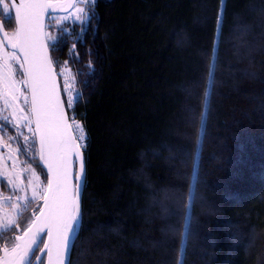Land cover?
I'll list each match as a JSON object with an SVG mask.
<instances>
[{
    "label": "trees",
    "instance_id": "1",
    "mask_svg": "<svg viewBox=\"0 0 264 264\" xmlns=\"http://www.w3.org/2000/svg\"><path fill=\"white\" fill-rule=\"evenodd\" d=\"M89 9L45 23L87 136L70 264H264V0ZM33 139L21 158L45 179Z\"/></svg>",
    "mask_w": 264,
    "mask_h": 264
},
{
    "label": "snow or ice",
    "instance_id": "2",
    "mask_svg": "<svg viewBox=\"0 0 264 264\" xmlns=\"http://www.w3.org/2000/svg\"><path fill=\"white\" fill-rule=\"evenodd\" d=\"M94 4L95 0H67V3L62 0H19V3H16V0H10V2L0 0V13L5 18H13L17 24V28L11 36L7 31H4V39L0 40V51H2V55H0V101L3 102V108H0V133L6 134V129L10 125L17 128L18 134L22 135L18 129L21 119L27 126L31 125L32 120L27 116L17 119L15 123L11 118L16 116V108H19L20 112L24 111V108L17 104L20 96H25V105L29 103L27 96L17 87V84L26 85L31 91L30 111L35 117L36 123L33 138L36 132L40 134L39 166L47 179V185H42L39 176L36 175L35 170H32L36 183L33 185L29 180L30 195H19L15 200L11 196L0 195V240L3 241V244L0 245L3 257L0 259L3 260V264H31V256L36 251L44 252L45 250H48V264H64L65 255L69 250V241L78 230L80 223L78 201L69 197L66 186L68 174L66 146L71 137H66L64 132L69 125L64 120L59 98L56 97L53 101L48 88L51 60L46 55H41L46 42H51V46L55 48L61 42L62 37L43 33V38H41L42 18L45 13H49V10L74 9L75 11L69 15L54 18L55 24L61 26L64 21L69 19L83 24L91 19L89 5L94 6ZM0 31H3L2 24H0ZM66 31L67 29L61 28L62 33ZM6 42L14 51H3ZM74 49L75 45L69 50L70 55H74ZM15 50L23 53L24 63H20V57ZM13 63L19 64V68L22 70L21 76H27V79L20 81L13 79ZM25 63L28 65L26 69ZM90 66L91 62H89ZM66 71L67 69H62L61 74ZM211 76L212 67L210 66L209 77L211 78ZM207 94L205 92L206 96ZM78 96L79 94H77ZM73 102L72 98L68 100L69 107ZM8 108H13L11 117L2 114ZM56 110L59 111L58 116L55 115ZM76 127L80 130L77 139L84 140L82 126L76 124ZM29 131H33L31 127H29ZM8 139L13 140L16 137H8ZM23 139L27 145L29 137L24 136ZM72 144L74 146L75 141H72ZM45 149L48 151V158H45ZM29 150L28 147L24 149L25 153ZM33 158L35 159V157ZM22 171H27V169H22ZM83 172L81 158L80 171L76 176L77 190L81 186ZM3 178H7V183L13 192L23 191L21 184L16 183L7 170H0V182ZM41 201L43 204L39 206ZM5 204L10 206L11 212L4 207ZM33 204L38 207L32 211V218H26L24 214L29 212ZM37 211L40 213L39 216L36 215ZM17 230L21 234L14 235L10 239L6 238L7 233H15ZM41 233H45L49 241L53 240L55 234L57 241L55 261L51 256L50 244L45 243L43 249L39 247V244L43 243ZM35 258L40 259L38 256Z\"/></svg>",
    "mask_w": 264,
    "mask_h": 264
},
{
    "label": "rangeland",
    "instance_id": "3",
    "mask_svg": "<svg viewBox=\"0 0 264 264\" xmlns=\"http://www.w3.org/2000/svg\"><path fill=\"white\" fill-rule=\"evenodd\" d=\"M6 2H9L8 0H6ZM74 9H71V11L69 13L74 12ZM69 13H60V14H52L50 15V18H60L63 17L65 15H69ZM68 21L72 22L74 21L73 19H69ZM77 23H80L79 21H75ZM81 24V23H80ZM85 24V23H83ZM82 24V25H83ZM16 30V26L14 25V27L9 28V36L12 35V33ZM3 51H8V52H12L10 49H6L4 48ZM0 55H2V51H0ZM21 63V60H20ZM13 79L16 81H20L25 79L24 76H21V69L19 68V64L13 63ZM63 80H64V92H66V94L68 95V99L72 98L73 96V91H71L70 88V80H69V74L68 72H65L63 74ZM67 81V83H66ZM17 87H19L21 89V92H23L26 96L27 99L29 101V93L27 90V86L23 85V84H17ZM67 89V91H66ZM24 99L25 96H20L19 100L17 101V104L19 105V107L24 108L23 112L19 111V108H16V116L15 117H11V113L13 111V108H8L6 109L2 114L3 115H9L12 118L13 123H15V121L23 116H27L29 119L32 120V116H31V111H30V102L28 103V105L24 104ZM0 108H3V102L0 101ZM76 124H79L80 126H82L83 129V134L85 136L84 140H79L77 139V137L80 135V130L76 127ZM70 125L72 126V130H73V134L74 136H76V140L78 141L80 146H84L87 136H86V131H85V127L82 124V122L78 119V118H73L70 117ZM29 127H31V129L33 130L32 127V123L30 126H27L26 123L21 119L20 123L18 125V129H19V133H22V135L18 134L17 128H13L11 126H9V129L6 130V134L9 135V137H16V139L13 140H9L7 139V135H5L4 133H0V170H7L9 172V174L12 176V178L15 180L16 183H20L21 187L23 188V191H16L13 192L12 188L10 185H8L7 183V178H3L5 180V183L8 187L7 191L4 190H0V195L2 196H11L13 198V200H15L16 196L19 195H25L31 194V188L29 187V180L32 181L33 185L36 183L35 180V176L32 175V170H35L33 167H31L30 165H27L26 163H24L23 159L21 158V149L23 146H25V142L23 137L24 136H28L29 137V141L33 139V131H29ZM8 131V132H7ZM12 131H15V133H11ZM34 140L36 141V138L34 137ZM28 141V142H29ZM29 144V143H28ZM5 145H7V147H5ZM19 149V151H17ZM23 150V149H22ZM22 169H27V171H22ZM36 175L39 176L40 178V182L42 183V185L46 186L47 185V179L43 178L41 174H39V172H37L35 170ZM1 186V185H0ZM5 208H7L9 210V212H11V208L9 205L5 204L4 205ZM18 234V233H17ZM16 235V234H14ZM44 239V237H43ZM43 244L44 243H40L39 247L41 249H43ZM11 245H9L10 247ZM40 257L39 260H37L36 258H33L34 261L32 260L31 263L33 264H41L40 262H42V264H44L45 262V252H40V251H36L34 253V257ZM0 257H3L2 255H0ZM0 264H3V260L0 259Z\"/></svg>",
    "mask_w": 264,
    "mask_h": 264
},
{
    "label": "water",
    "instance_id": "4",
    "mask_svg": "<svg viewBox=\"0 0 264 264\" xmlns=\"http://www.w3.org/2000/svg\"><path fill=\"white\" fill-rule=\"evenodd\" d=\"M10 2V0H8ZM62 2L67 3V0H62ZM16 3H19V0H16ZM71 9H56V10H49L50 14H60V13H68ZM49 13H45L43 18H42V22H43V29H42V36L41 38H43V33L46 32V19L49 16ZM14 15V12H13ZM0 24H2L1 20H0ZM15 26L17 28V24L15 22ZM4 31L8 30L3 27V31H0V37L2 39H4ZM5 46L14 51V49L11 48L9 43H5ZM18 54V56L20 57V60L22 61V63H24V58H23V53L20 52L19 50H15ZM41 55H46L48 57V59L51 60V71L48 74V88L49 91L52 95V99L53 101H55L56 97L59 98L60 101V109H62L63 111V116H64V120L67 121V124L69 125V127L65 130L64 135L66 137H71V140H69L67 146H66V151H67V193L69 195V197L75 199L78 201V205H79V211H80V199H81V195H82V189L83 186L85 184V156H84V151L83 149L80 147L78 141L76 140V136H74L73 134V130H72V126L70 125V119H69V114L67 112V108H66V103H64V99H63V93L61 92V86H60V81H58V76L56 73V69L54 68L53 62H52V58H50V54H49V47H47V42L45 44V48L41 51ZM27 64L25 63V69L27 68ZM25 79H27V76H25ZM28 93H29V102L31 105V91L30 89L27 87ZM55 115H59V111L56 110L55 111ZM32 127L33 130L35 132L36 129V123H35V117L32 115ZM35 138H36V143H37V149H38V154L40 152V134L38 132L35 133ZM72 141H75V145L73 146ZM44 155L45 158H48V151L47 149H45L44 151ZM82 158L83 160V167H84V172H83V177H82V181H81V186L79 187V189L77 190L76 185H77V180H76V176L80 171V159ZM38 161H39V155H38ZM50 178V177H49ZM43 202L41 201L40 206H42ZM36 215L39 216L40 213L37 211ZM80 217V215H79ZM79 228L78 230L72 235L70 241H69V250L65 255V259H64V264H70V255H71V248L73 246V243L75 241V237L77 236L78 232H79ZM42 237H44V244L48 243L51 246V256L53 261L56 260V255H57V247H56V238H55V234L53 237L52 241H49L48 236L45 233H41L40 234ZM44 244H43V248H44ZM45 263L44 264H48V260H49V255H48V250H45ZM2 256H3V252Z\"/></svg>",
    "mask_w": 264,
    "mask_h": 264
},
{
    "label": "flooded vegetation",
    "instance_id": "5",
    "mask_svg": "<svg viewBox=\"0 0 264 264\" xmlns=\"http://www.w3.org/2000/svg\"><path fill=\"white\" fill-rule=\"evenodd\" d=\"M62 14H64V13H62ZM50 15H52V14H50ZM57 15V14H56ZM0 20H1V22H2V25H3V27H5L7 30H8V28L5 26V24H4V21H5V17L2 15V13H0ZM14 23H15V21H14ZM8 34H9V31H8ZM0 40H3L1 37H0ZM4 48H6V49H8L6 46H4ZM10 126V125H9ZM9 126L7 127V129L6 130H8L9 129ZM8 132V131H7ZM5 135H7V134H5ZM8 137H9V135H7V139H8ZM16 233V232H15ZM14 233V234H15ZM19 234H21L20 232H19ZM3 244V241H2V243H1V245ZM36 257V256H35ZM34 257V255H32L31 256V262H32V260L34 261V259L33 258H35ZM41 264H42V262H40ZM31 264H33V263H31Z\"/></svg>",
    "mask_w": 264,
    "mask_h": 264
},
{
    "label": "bare ground",
    "instance_id": "6",
    "mask_svg": "<svg viewBox=\"0 0 264 264\" xmlns=\"http://www.w3.org/2000/svg\"><path fill=\"white\" fill-rule=\"evenodd\" d=\"M58 76V75H57ZM58 81H59V77H58ZM60 86H61V84H60ZM62 91V90H61Z\"/></svg>",
    "mask_w": 264,
    "mask_h": 264
}]
</instances>
